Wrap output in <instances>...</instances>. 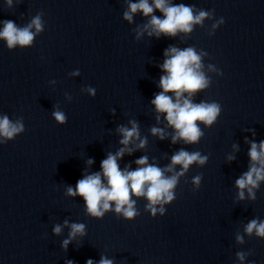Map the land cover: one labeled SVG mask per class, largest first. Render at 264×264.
<instances>
[{"label":"water","instance_id":"95a60500","mask_svg":"<svg viewBox=\"0 0 264 264\" xmlns=\"http://www.w3.org/2000/svg\"><path fill=\"white\" fill-rule=\"evenodd\" d=\"M130 2L12 0L9 7L0 0V22L24 27L39 15L43 23L28 48L9 50L0 41V115L24 124L21 134L0 144V264H99L102 256L114 264H264V238L245 231L250 221H264V181L254 198L245 189L240 199L236 187L249 170L250 144L264 141V0H172L210 15L190 33L159 38L145 31L150 17L138 12L131 22L124 19ZM221 18L224 24L213 29ZM171 47L203 53L209 84L192 101L221 109L211 126L197 122L202 135L195 144L173 143L174 129L151 103ZM54 110L65 114L64 125ZM132 123L139 139L118 160L121 170H135L141 157L167 169L180 150L199 152L206 163L178 178L163 217L133 197V220L113 211L93 218L67 188L100 172L102 160L123 147L118 129ZM73 223L84 224L85 234L65 248Z\"/></svg>","mask_w":264,"mask_h":264},{"label":"clouds","instance_id":"9594fccd","mask_svg":"<svg viewBox=\"0 0 264 264\" xmlns=\"http://www.w3.org/2000/svg\"><path fill=\"white\" fill-rule=\"evenodd\" d=\"M6 3L11 7L12 0H6ZM156 11H159L161 16H156L154 14ZM138 12L144 17H150L145 25V31L149 36L155 35L157 38L161 35L175 37L178 33H190L193 25H201L210 15L203 10L194 13L193 7L173 4L172 0H134L128 4L124 19L131 22L133 15ZM223 24L224 19L221 18L213 25V29ZM42 31L43 23L39 15L33 17L24 27L18 26L12 20H4L0 22V41H3L9 50L16 47L28 48ZM202 55L203 53L198 54L194 48L190 47L185 49L171 47L164 52L165 60L160 66L164 73L159 82L161 91L155 95L151 103L158 113L157 118L163 115L167 124L174 129L173 143L177 140H183L189 144L197 143L202 135L197 122L211 126L221 111L220 105L215 102L197 104L192 101V96L206 89L209 84L208 78L201 70ZM219 74L222 75V73ZM88 91L90 95L95 94L93 89ZM52 115L59 125L66 123L67 118L62 111L54 110ZM23 131L22 119L14 121L6 114L0 115V144L13 140ZM118 131L122 136L120 144L123 147L102 160L100 172L85 174L76 182L75 187L69 186L67 195L83 199L87 214L93 218H102L106 212L113 211L121 214L127 221L133 220L138 215L133 197L146 199L148 202L146 210L153 217L157 213L163 217L166 212L163 205L175 199L173 190L178 183V178L183 176L194 163L204 165L207 157L199 152L180 150L173 155L171 165L167 169L149 164L147 157H141L135 161L137 165L135 170H129L127 167L121 170L118 160L125 153L131 155L132 149L129 148V144L139 139V132L135 123H132L131 128L121 127ZM152 133L164 139V132L161 129L153 128ZM144 145L145 141L140 140L138 147L143 148ZM248 155L251 162L249 170L236 180L240 199H244L245 189L249 197L254 198L253 189L258 188L259 183L264 181V141L259 144L252 142ZM92 163V160L88 161L89 165ZM177 165L181 166L179 172L174 175H165V172H173ZM200 180V176L194 177L193 185L198 188ZM65 225L67 226V221ZM70 227L69 239L63 241L62 245L65 248L72 238L85 234V225L82 223H73ZM61 230V226L56 225L53 232L58 235ZM245 231L248 234L254 232L257 237L264 238V221H250ZM237 240L242 242L241 237H237ZM237 257L243 261L244 254L237 253ZM86 264H93V261L89 259ZM99 264H114V262L102 256Z\"/></svg>","mask_w":264,"mask_h":264}]
</instances>
